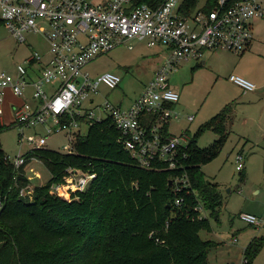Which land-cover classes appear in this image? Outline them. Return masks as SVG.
<instances>
[{
  "label": "built area",
  "instance_id": "obj_1",
  "mask_svg": "<svg viewBox=\"0 0 264 264\" xmlns=\"http://www.w3.org/2000/svg\"><path fill=\"white\" fill-rule=\"evenodd\" d=\"M138 1L0 0V17L14 38L25 43L26 34H40L49 46L47 62L34 53L18 66V77L0 74V106L7 90L24 99L13 107V124L22 131L21 146L25 129L44 126L52 135L57 128L69 134L73 145L83 126L89 128L111 118L122 133L124 149L140 167L158 169L160 164L166 171L179 168L180 149L188 145V137L169 132L172 122L181 117L175 108L180 95L172 89L169 76L182 62L202 61L208 51H247L253 41V22L264 20V0H218L212 9H208V0H200L195 7H190L188 0H164L154 5ZM134 41L164 48L167 58L142 95L125 109L102 92V87L117 89L120 76L110 72L94 79L86 68L100 55L121 46L132 50ZM230 80L246 92L257 90L242 77L233 75ZM28 96L37 104L27 101ZM188 120L192 122L194 117ZM28 142L33 150L47 146L46 137L28 138ZM65 150L72 151L69 147ZM12 161L16 168L26 163L22 154ZM244 168L245 157L237 154L236 170ZM95 178L93 173L70 168L65 183L53 186L51 194L63 198L84 192ZM174 190H190L188 178H176ZM183 203V199L176 201L177 206ZM2 209L0 198V214ZM206 215L202 213L200 218ZM240 219L256 229L264 228V216L243 213ZM246 263L243 259L242 264Z\"/></svg>",
  "mask_w": 264,
  "mask_h": 264
},
{
  "label": "trees",
  "instance_id": "obj_2",
  "mask_svg": "<svg viewBox=\"0 0 264 264\" xmlns=\"http://www.w3.org/2000/svg\"><path fill=\"white\" fill-rule=\"evenodd\" d=\"M188 1L190 7L200 2ZM217 1L208 0V9ZM233 106L203 124L180 149L176 171L162 170L160 164L158 169L140 167L124 149L122 133L111 118L79 135L71 152H27L20 168L0 141V264H210L209 255L219 244L202 239L201 232L213 231L211 220H220L225 203L220 185L202 168L221 153L230 135ZM9 128L0 122V136ZM206 132L217 139L201 149L198 142ZM33 160L42 162L51 178L35 187L32 198H22L31 184L26 167ZM70 168L96 175L71 202L51 194L53 186L65 183ZM185 176L190 190L175 192L169 183ZM178 199L183 205H176ZM202 213L206 217L200 218ZM263 249L264 237H255L244 249L246 264H254Z\"/></svg>",
  "mask_w": 264,
  "mask_h": 264
},
{
  "label": "rangeland",
  "instance_id": "obj_3",
  "mask_svg": "<svg viewBox=\"0 0 264 264\" xmlns=\"http://www.w3.org/2000/svg\"><path fill=\"white\" fill-rule=\"evenodd\" d=\"M260 22L264 20L254 25L258 38L261 34L264 35V24ZM26 38L27 41L21 43L5 26L0 27V74L5 72L17 77L18 66L25 64L34 53L48 58L49 46L43 36L26 34ZM166 58L164 48L149 47L147 41H134L132 50L128 46H121L102 54L86 68V71L94 79L110 72L120 76L122 82L117 89L109 90L102 87V92L108 95L112 103L123 105L122 107L126 109L142 95ZM213 61L216 62L214 68L218 69V72L215 70L216 74L211 72L208 65L196 66L194 61H188L180 63L178 70L169 76L172 89L181 97L176 110L185 111L186 114L196 117L191 123L185 117L174 120L169 130L175 136H180L183 132L190 133L185 134L189 145L192 136L200 127L215 117L218 113L215 111L221 103L227 101L236 105L232 132L221 153L202 168L207 176L220 183L226 206L221 211L219 221L211 220L213 231L201 232V238L219 244V247L209 255L210 264H242L244 249L250 242L249 239L264 237V228L256 229L240 219L243 213L264 216V95L253 96L251 93L243 95L242 89L233 84L229 77L239 76L259 86L253 80L255 79L264 85V42L254 44L242 54L219 52L208 64H213ZM31 93L32 89H29L28 94ZM3 103L0 106V122L5 125V121L9 122L11 118L10 109L4 107L6 104ZM82 130L87 133L88 127L84 126ZM21 132L19 127L13 125L0 136L2 149L10 160L34 149L28 138L35 141L46 137V148L51 151L65 153L67 152L65 147L72 149L69 134L57 131V128H54L52 135L47 134L44 126L25 129L22 146L19 142ZM216 139L217 136L213 132H206L199 139L198 145L205 149ZM240 149H243L244 154L239 151ZM238 151L244 157L248 156L247 160L245 157V168L242 172L236 170ZM243 172L244 177L241 175ZM26 174L31 184L29 189L25 190L24 197L29 198H32L35 187L47 184L51 178L48 169L38 160H33L27 165ZM172 183L174 186V182ZM63 198L71 202L73 195H66ZM233 239H237V242ZM254 264H264V249Z\"/></svg>",
  "mask_w": 264,
  "mask_h": 264
},
{
  "label": "crops",
  "instance_id": "obj_4",
  "mask_svg": "<svg viewBox=\"0 0 264 264\" xmlns=\"http://www.w3.org/2000/svg\"><path fill=\"white\" fill-rule=\"evenodd\" d=\"M259 21H262V20H255L254 22H253V25H252V32H253V41H252V43H251V45H250V47H249V49L250 48H252L253 46H254V44L256 45V44H258V42L260 43H263L264 42V35H260L259 36V38H258V36L255 34V28H254V25H255V23L256 22H259ZM261 24H264V22H260ZM258 38V39H257ZM219 52H227V51H217V52H213V51H208V52H205V55H204V59L202 60V61H200V62H196V61H194L195 63H194V65H196V66H199V65H202V66H204V67H206L207 65L209 66V69L211 70V72H213V73H215L216 74V71L218 72V69H215L214 68V65H216L215 63V61H213V64L211 63V64H208L209 62H210V60H212L213 59V57H214V55L215 54H217V53H219ZM49 60V53H48V58L47 59H45L44 58V61L45 62H47ZM190 62V61H189ZM205 69H208V68H205ZM216 70V71H215ZM232 76V75H231ZM230 76V77H231ZM18 77V76H17ZM34 77V76H33ZM32 77V78H33ZM230 77H229V80H230ZM258 79H260V78H258ZM257 84H259V86H257L255 83H253V84H255L256 85V87H257V90L256 91H254V92H246V91H244L241 87H239V86H237L236 84V86L237 87H239V88H241L242 89V91H243V95H246V93H251L250 95H253V96H257V95H264V85H262L261 84V82H257V80H255V79H253ZM231 81V80H230ZM232 82V81H231ZM251 82V81H250ZM233 83V82H232ZM234 84V83H233ZM172 87V86H171ZM257 94V95H256ZM107 97H108V95H106ZM181 98V97H180ZM27 101H29V102H31L33 105H36L37 103L32 99V98H30V96H28V98L26 99ZM252 100V99H251ZM4 103L3 104H6V105H4V107H7V108H9L10 109V118H11V120L9 121V122H7V121H5V125L6 126H9V127H12L14 124H13V107H14V105L16 104V105H20V104H22L23 103V100H21V99H18V98H15V96L13 95V93H12V91L11 90H7L6 91V94H5V101H3ZM134 102V101H133ZM132 102V103H133ZM115 104V103H114ZM229 104H231L232 106H233V110H232V112H233V114H232V122H231V124L229 125V131H230V134H231V132H232V125H233V119H234V112H235V104L234 103H227V101H225L224 103H221L220 104V106L218 107V109H216V113L218 112H220L224 107H226V106H228ZM116 105H118V104H116ZM178 105H179V103L175 106V108L177 109V107H178ZM2 106V105H1ZM120 106H123V105H120ZM220 110V111H219ZM179 111V110H178ZM180 113H181V117H180V119L181 118H183V117H185L186 118V120L189 122V120H188V117L189 116H193V115H188V114H186L185 113V111H179ZM217 113V114H218ZM216 114V115H217ZM215 115V116H216ZM194 117V120L192 121V122H194L195 121V119H196V117L195 116H193ZM5 120V119H4ZM210 120V119H209ZM208 122V121H207ZM189 123H191V122H189ZM205 124V123H204ZM84 127V126H83ZM83 127L81 128V132H82V134L84 135V134H86V133H84L83 132ZM169 132H170V130H169ZM186 133H188V132H183V134H186ZM171 134V133H170ZM188 134H190V133H188ZM172 135V134H171ZM182 135V134H181ZM175 136V135H174ZM240 142L242 143V139L240 140ZM243 148V147H242ZM239 151H242L243 152V154H244V151H243V149H240ZM239 151H238V154H239ZM246 157V160H247V158H248V156H245ZM206 175V174H205ZM206 177L210 180V181H212L213 183H217V184H219L220 185V183L218 182V181H216V179H212L211 177H209V176H207L206 175ZM226 206V205H225ZM217 235V234H216ZM218 236V235H217ZM219 237V236H218ZM255 238V237H254ZM254 238H252V239H249V241L251 242ZM249 242V243H250ZM248 243V244H249ZM248 244H247V246H248ZM246 246V247H247ZM245 247V248H246ZM234 264V263H233Z\"/></svg>",
  "mask_w": 264,
  "mask_h": 264
},
{
  "label": "water",
  "instance_id": "obj_5",
  "mask_svg": "<svg viewBox=\"0 0 264 264\" xmlns=\"http://www.w3.org/2000/svg\"><path fill=\"white\" fill-rule=\"evenodd\" d=\"M169 185H170V186H172V185H173L172 181L169 183Z\"/></svg>",
  "mask_w": 264,
  "mask_h": 264
}]
</instances>
